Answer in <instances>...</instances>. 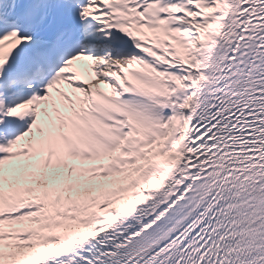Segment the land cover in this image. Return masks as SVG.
I'll use <instances>...</instances> for the list:
<instances>
[{
	"label": "snow or ice",
	"instance_id": "6c2138e0",
	"mask_svg": "<svg viewBox=\"0 0 264 264\" xmlns=\"http://www.w3.org/2000/svg\"><path fill=\"white\" fill-rule=\"evenodd\" d=\"M252 164L264 0H0V264H264Z\"/></svg>",
	"mask_w": 264,
	"mask_h": 264
}]
</instances>
